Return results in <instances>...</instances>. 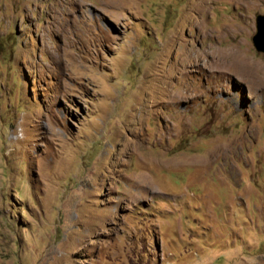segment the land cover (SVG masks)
<instances>
[{
	"label": "rangeland",
	"instance_id": "rangeland-1",
	"mask_svg": "<svg viewBox=\"0 0 264 264\" xmlns=\"http://www.w3.org/2000/svg\"><path fill=\"white\" fill-rule=\"evenodd\" d=\"M258 15L0 0V264H264Z\"/></svg>",
	"mask_w": 264,
	"mask_h": 264
},
{
	"label": "water",
	"instance_id": "water-1",
	"mask_svg": "<svg viewBox=\"0 0 264 264\" xmlns=\"http://www.w3.org/2000/svg\"><path fill=\"white\" fill-rule=\"evenodd\" d=\"M255 47L264 52V15L257 17V33L253 37Z\"/></svg>",
	"mask_w": 264,
	"mask_h": 264
},
{
	"label": "bare ground",
	"instance_id": "bare-ground-1",
	"mask_svg": "<svg viewBox=\"0 0 264 264\" xmlns=\"http://www.w3.org/2000/svg\"><path fill=\"white\" fill-rule=\"evenodd\" d=\"M234 60V59H233ZM237 66V65H236ZM241 66V65H240ZM244 66V65H243ZM244 69V68H243ZM252 70V69H251ZM249 76H251V74L249 75Z\"/></svg>",
	"mask_w": 264,
	"mask_h": 264
}]
</instances>
